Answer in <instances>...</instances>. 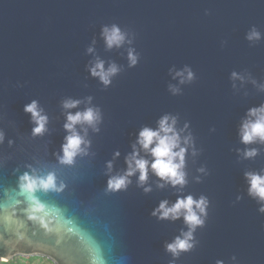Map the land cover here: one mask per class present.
<instances>
[{"label":"water","instance_id":"water-1","mask_svg":"<svg viewBox=\"0 0 264 264\" xmlns=\"http://www.w3.org/2000/svg\"><path fill=\"white\" fill-rule=\"evenodd\" d=\"M111 23L134 33L135 67H127L124 49L105 50L100 27ZM252 26L264 34V0H0V261L40 254L58 264H169L163 245L182 221H158L150 213L160 200L174 201V189H157L150 176L152 191L144 193L133 176L126 190L107 192L105 162L119 151L113 173L123 170L136 131L170 112L189 122L201 149L195 164L188 159L184 193L210 201L196 247L175 264H264V213L243 179L245 170L264 167V153L238 161L235 152L244 147L239 121L264 93L251 84L234 91L229 80L232 71L264 80V39L245 40ZM94 38L96 55L123 66L107 89L85 69ZM185 65L196 78L173 96L168 70ZM85 96L103 112L99 133L89 132L94 155L60 167L52 155L65 135L59 101ZM33 99L49 116L43 137L31 138L23 112ZM25 164L56 168L65 183L59 193L34 194L46 205L49 231L26 218L28 202L16 186ZM201 165L208 175L195 183Z\"/></svg>","mask_w":264,"mask_h":264},{"label":"clouds","instance_id":"clouds-1","mask_svg":"<svg viewBox=\"0 0 264 264\" xmlns=\"http://www.w3.org/2000/svg\"><path fill=\"white\" fill-rule=\"evenodd\" d=\"M99 36L106 51L124 49L128 68L138 64L140 54L133 47L134 33L122 29L116 23H111L101 25ZM262 39L264 34L255 26L250 27L245 33V40L250 45ZM95 43L94 38L86 48V54H90L92 59L85 65V69L102 88L107 89L112 85L113 78L123 71V66L114 61L106 62L96 55ZM168 72L171 79L176 81L175 84L167 85L168 92L173 96L180 95L181 86L191 84L196 78L191 67L187 65L180 69L169 68ZM229 80L234 91H239L245 84H251L257 92L264 93V80L258 82L246 71H232ZM59 107L64 118L62 128L65 135L59 151L53 152L52 155L58 166L70 168L76 163L77 158L94 155L90 152L92 140L89 138V132L99 133L103 123V112L100 106L93 104L92 96L65 97L59 101ZM23 112L29 116L32 125L31 138L43 137L49 132V116L38 100L33 99L25 104ZM236 134L239 143L244 146L242 149H235L238 161H251L264 153V101L258 106L247 108L239 121ZM4 142L5 133L0 129V146ZM7 144L11 147L13 140L9 139ZM130 149L131 151L124 156L123 170L113 173V161L119 158V151L113 152L112 159L105 162V175L108 177L105 190L112 193L124 191L132 183L133 176L136 177V186L144 193L152 191V185L148 183L150 176L156 178L153 183L157 189L165 187L174 189L176 199L171 202L168 199L160 200L150 215L158 221H182L183 227L179 233L163 245L164 251L171 257L169 264H175L182 253L190 252L196 247L198 243L195 238L196 230L204 227L208 217L209 198L203 194L193 196L191 193H184L189 183L188 159L195 164V158L200 155L201 149L196 146L189 122L185 120L181 123L179 114L170 112L160 115L155 120L154 126L142 125L136 131ZM2 163L3 159L0 158V164ZM24 168L26 170L17 176L16 186L28 202V206L24 209L26 218L45 231H49V224L46 223L43 215L46 205L34 194L59 193L65 188V183L60 179L56 168L36 167L33 164H25ZM195 172L196 175L192 176L195 183H200L202 177L208 175L203 165L197 167ZM243 179L247 196L258 204V212L264 213V167L258 170H245ZM236 199L239 200L240 196ZM231 259L235 261V257ZM23 264H58V261L52 256L36 254L31 260L24 259ZM216 264H224V262L217 260Z\"/></svg>","mask_w":264,"mask_h":264},{"label":"trees","instance_id":"trees-1","mask_svg":"<svg viewBox=\"0 0 264 264\" xmlns=\"http://www.w3.org/2000/svg\"><path fill=\"white\" fill-rule=\"evenodd\" d=\"M32 258H34V257H28V258L16 257L12 260L7 261L6 264H23L24 259L31 260Z\"/></svg>","mask_w":264,"mask_h":264},{"label":"snow or ice","instance_id":"snow-or-ice-1","mask_svg":"<svg viewBox=\"0 0 264 264\" xmlns=\"http://www.w3.org/2000/svg\"><path fill=\"white\" fill-rule=\"evenodd\" d=\"M0 264H6V262H0Z\"/></svg>","mask_w":264,"mask_h":264}]
</instances>
